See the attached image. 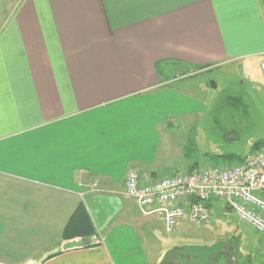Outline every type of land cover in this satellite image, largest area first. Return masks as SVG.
Segmentation results:
<instances>
[{
	"label": "crops",
	"instance_id": "1",
	"mask_svg": "<svg viewBox=\"0 0 264 264\" xmlns=\"http://www.w3.org/2000/svg\"><path fill=\"white\" fill-rule=\"evenodd\" d=\"M262 61L264 0H6L0 264H35L56 248L41 264H207L164 236L193 223L167 232L125 195L126 176L212 167L190 161L177 138L202 112L190 93L202 82L189 81ZM80 203L95 235L63 241ZM81 240L88 246L61 250ZM177 250L187 254L174 260Z\"/></svg>",
	"mask_w": 264,
	"mask_h": 264
},
{
	"label": "rangeland",
	"instance_id": "2",
	"mask_svg": "<svg viewBox=\"0 0 264 264\" xmlns=\"http://www.w3.org/2000/svg\"><path fill=\"white\" fill-rule=\"evenodd\" d=\"M5 1L0 0V11ZM199 81L201 87L194 86L190 93L192 100L199 101L202 112L190 115L177 134V138H185L189 160L199 168L230 166L262 147L264 76L259 66H252L248 74L234 65L224 66L189 82ZM209 213L210 222L205 226L190 223L183 230L164 235L174 240L168 246L189 249L207 264H264V235L239 223L220 200L209 202ZM159 229L154 228L158 239L163 236ZM183 254L187 252L177 250L174 260L182 259ZM214 254L216 260L211 258Z\"/></svg>",
	"mask_w": 264,
	"mask_h": 264
},
{
	"label": "built area",
	"instance_id": "3",
	"mask_svg": "<svg viewBox=\"0 0 264 264\" xmlns=\"http://www.w3.org/2000/svg\"><path fill=\"white\" fill-rule=\"evenodd\" d=\"M259 69L264 76V61ZM125 195L145 215L155 214L167 232L186 218L196 226L209 224V202L220 200L239 223L264 235V146L230 166L193 169L146 183L130 171Z\"/></svg>",
	"mask_w": 264,
	"mask_h": 264
},
{
	"label": "trees",
	"instance_id": "4",
	"mask_svg": "<svg viewBox=\"0 0 264 264\" xmlns=\"http://www.w3.org/2000/svg\"><path fill=\"white\" fill-rule=\"evenodd\" d=\"M262 146H264V142L262 143ZM258 148L259 147L256 149ZM93 235H95V229L93 228V225L87 215L84 205L80 203L72 213L63 229L62 240L71 241L77 238L86 239ZM57 255H54L50 258H53Z\"/></svg>",
	"mask_w": 264,
	"mask_h": 264
},
{
	"label": "water",
	"instance_id": "5",
	"mask_svg": "<svg viewBox=\"0 0 264 264\" xmlns=\"http://www.w3.org/2000/svg\"><path fill=\"white\" fill-rule=\"evenodd\" d=\"M189 74V73H186ZM184 74V75H186ZM194 77V76H193ZM226 207L228 208V206L226 205ZM230 210V209H229ZM88 246V242L87 240H81V241H72V242H67L65 243L62 247L61 250L62 251H69V250H74V249H79V248H84ZM59 251V248H56L55 250H52L51 252H48L44 257H42L40 260H38L35 264H41L42 262H44L45 260H47L48 258L57 255Z\"/></svg>",
	"mask_w": 264,
	"mask_h": 264
}]
</instances>
